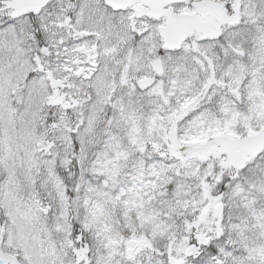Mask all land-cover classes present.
I'll list each match as a JSON object with an SVG mask.
<instances>
[{"label":"snow or ice","instance_id":"1","mask_svg":"<svg viewBox=\"0 0 264 264\" xmlns=\"http://www.w3.org/2000/svg\"><path fill=\"white\" fill-rule=\"evenodd\" d=\"M0 264H264V0H0Z\"/></svg>","mask_w":264,"mask_h":264}]
</instances>
